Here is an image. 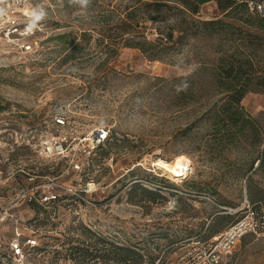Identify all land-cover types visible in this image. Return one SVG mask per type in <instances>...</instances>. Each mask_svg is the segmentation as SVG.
I'll use <instances>...</instances> for the list:
<instances>
[{"label": "rangeland", "instance_id": "374dc122", "mask_svg": "<svg viewBox=\"0 0 264 264\" xmlns=\"http://www.w3.org/2000/svg\"><path fill=\"white\" fill-rule=\"evenodd\" d=\"M30 1L35 51L20 55L11 39L0 38V238L20 233L37 240L25 249V264H123L114 260L115 247L135 248L141 264H171L184 246L212 238L242 217L234 210L247 201L264 209V168L256 162L249 170V143L213 144L208 120L215 100L203 98V84L193 90L200 98L183 100L189 89L184 81L174 82L212 59L218 47L229 50V34L210 38L189 22L175 49L149 60L119 40L118 52L112 50L111 11L117 16L136 0ZM228 11L211 0L192 17L231 22ZM137 16L140 39H155L180 20L165 9ZM247 36L240 37L247 42ZM74 41L82 44L75 53ZM241 105L264 132V94L250 92ZM59 115L68 120L59 134L73 145L98 127L111 131L113 144L82 157L80 173L68 174L67 163L45 150L58 134ZM178 155L190 160L191 170L175 180L157 162L170 164ZM54 182L64 187L59 200L12 208L19 185L48 190ZM136 184L164 198L145 197L132 190ZM8 208L18 225L5 213ZM230 263L264 264V232L241 238Z\"/></svg>", "mask_w": 264, "mask_h": 264}, {"label": "trees", "instance_id": "16d2710c", "mask_svg": "<svg viewBox=\"0 0 264 264\" xmlns=\"http://www.w3.org/2000/svg\"><path fill=\"white\" fill-rule=\"evenodd\" d=\"M209 1L211 0H173L172 4L136 0L131 8L118 12V17L115 15V10L111 11L108 22L111 24L109 30L114 35L112 50L118 52L119 47L115 46L117 44L115 42L119 40V46L138 48L149 60H162L177 47L186 31L184 25L189 22L197 28L198 32H203L210 38L229 34L228 39L232 40L229 50L224 51L221 46L218 47L212 59L201 62L191 75L174 79V82H185L189 90L186 93H180H182V99L187 101H195L201 97H196V91L193 90L199 89L203 84L204 87L201 89L207 92L206 95L202 94L203 98L215 100V104L209 111L208 120L210 139L213 144L227 148L247 142L251 148L247 158L249 170L256 162L258 167L264 168V132L241 105L244 97L250 92L264 94V66L261 65L264 63V54L259 55L262 50L264 51V17L251 12L245 3L230 0L216 1L224 11L229 10L230 14H234L231 22L221 19L202 21L192 17L199 13L201 5ZM162 9L168 12L174 10L176 16H180L179 22L170 25L167 31H161L160 36L155 39L138 38L141 23L137 13L159 12ZM157 18L156 16L152 19ZM244 32L248 35L247 42L240 37ZM175 33H178L177 37ZM86 35L87 33L82 34L84 38ZM57 38L61 40L64 36ZM237 40H240V43H237ZM245 47L251 50L246 51ZM81 48V42H72L73 53L80 51ZM111 140L112 138L98 150L103 151L105 147L111 146L113 144ZM132 190H139L145 197L155 195L160 199L164 198L161 191H151L139 184L134 185ZM35 205L38 206V204ZM115 250L114 260L118 263L141 264L143 262L142 254L133 247H115Z\"/></svg>", "mask_w": 264, "mask_h": 264}, {"label": "built area", "instance_id": "2783aa9c", "mask_svg": "<svg viewBox=\"0 0 264 264\" xmlns=\"http://www.w3.org/2000/svg\"><path fill=\"white\" fill-rule=\"evenodd\" d=\"M236 3H245L251 12L264 17V0H230ZM37 31V24L30 0H0V38L11 39L19 49L20 55H27L35 51L36 41H32ZM55 132L45 150L52 156L67 163L66 172L80 173L83 170V158L95 156L99 148L104 147L111 138V131L106 126L96 128L89 136L79 140L73 145L67 135H60L62 128L68 125L65 116L54 118ZM37 176H31L30 180H36ZM19 185V183H17ZM15 188L13 187L12 190ZM64 189L62 185L54 182L46 190L42 185L21 186L15 192L12 200V208L19 202L48 204L59 200V191ZM243 212L235 222L228 225L218 235L207 240L195 241L184 246L171 264H231L230 255L237 243L246 234L264 232V209H256L248 201L239 209ZM5 213L18 225L20 219L9 213ZM37 240L28 237L22 238L20 233L15 237L5 240L0 238V264H25L26 248H34Z\"/></svg>", "mask_w": 264, "mask_h": 264}, {"label": "bare ground", "instance_id": "6f19581e", "mask_svg": "<svg viewBox=\"0 0 264 264\" xmlns=\"http://www.w3.org/2000/svg\"><path fill=\"white\" fill-rule=\"evenodd\" d=\"M157 165L162 168L169 177L179 180L184 178L190 172V160L184 155H178L170 164L157 162Z\"/></svg>", "mask_w": 264, "mask_h": 264}, {"label": "clouds", "instance_id": "9594fccd", "mask_svg": "<svg viewBox=\"0 0 264 264\" xmlns=\"http://www.w3.org/2000/svg\"><path fill=\"white\" fill-rule=\"evenodd\" d=\"M79 2H80L81 4H86V3L88 2V0H79ZM37 19H39V17H37Z\"/></svg>", "mask_w": 264, "mask_h": 264}]
</instances>
